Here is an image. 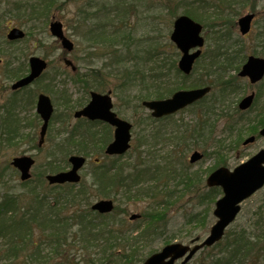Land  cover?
<instances>
[{"label":"trees","instance_id":"16d2710c","mask_svg":"<svg viewBox=\"0 0 264 264\" xmlns=\"http://www.w3.org/2000/svg\"><path fill=\"white\" fill-rule=\"evenodd\" d=\"M54 1L55 0H50V3ZM90 1L93 2L94 0ZM138 1L139 0H103L100 2L101 4L96 3L94 5L88 3L87 7H93V11H90L92 17L84 15L83 18L92 22L96 18L95 15L97 16L96 11L104 9L109 10L111 8H113L111 10L119 13L118 16L123 17L126 12L130 10V7L134 9ZM85 11H87V9H85ZM191 14L196 16L194 11ZM196 17L202 19L199 16ZM96 25L98 26V24ZM124 32L125 30H121V27L112 31V34L117 35L118 38L117 36L113 37V35H110L111 33L107 34L105 30L98 31L96 28L93 35V40L102 42L106 47H108L107 43H109L111 49L114 51H116V49L113 48L115 45L113 39L115 40L117 37L122 47L124 46L126 48V55L130 54L129 61L134 62L132 68L123 67L117 70L116 75H119L121 86L119 83L115 88H129L134 84H138L147 91V95L155 97L167 96L176 88H179L181 82L171 80V76L169 75L171 66L175 74H178V70L175 67V60L171 59V61L167 63L165 55H162L161 60H156L158 54L162 52L161 50L159 51V47L157 46L160 44L148 43L143 47L136 46L130 52L128 51L130 49V41H128V39L131 35L129 33L124 34ZM161 46L163 47V45H160V47ZM217 47V53L214 52L212 56L216 57L214 58L215 61L221 62L219 60L220 58L228 60L231 54L227 53L226 47L222 45ZM121 55L122 57L120 55L115 56L113 65L118 67V65L122 63V59L126 55ZM152 56L154 61L153 65L147 66V60H150ZM19 73V71L14 72L12 77L17 76ZM74 75L76 80H82V74L75 72ZM93 77V81H97V84L93 87L103 84L101 78L98 79L95 75H93ZM184 78H187V76ZM93 81L89 82L83 80L82 82L85 87H91ZM206 82L209 83V81ZM185 84L186 80L184 79L183 85ZM219 87L236 88L238 85L229 81L222 83L219 81ZM258 116L261 117L258 124L262 126L264 124V111H261ZM253 129H256V125ZM87 130H89V128ZM150 169L151 165L147 162H145L144 165L138 162L137 165L134 166V170L131 169V172H127L126 174H124L122 166H117L115 168L113 176L108 175V170L105 166H102L99 171L95 172L98 177V196L110 195L108 190L114 187L121 189L129 199L144 197L149 195L151 191L163 192L162 197L154 204L148 205L145 211L141 213L142 217L132 224L128 221L124 223L123 220L120 219L117 221L114 219L111 220L113 216L95 213L90 210L88 206H83L81 209L76 210L78 218L80 219L79 225L76 226V230L78 231L77 234L82 237L80 249H82L83 253L81 255L79 254V259L75 262L66 259V262H58L57 264H81L82 262L83 264H138L153 250L157 241L167 243L175 238V233L172 232L173 234H171V230L169 229L173 217L170 219L167 217V210L169 205L181 199L183 194L189 191L187 189L188 183L192 184L194 192L199 198V203H201V201L212 203L214 197L218 193L216 188L205 189L203 192L199 191L198 185L200 183V177L198 171H183L180 173L185 180L186 188H181L182 190H180L178 194L174 193L175 187L172 191H169V189L164 188L158 190V188L152 187L151 185L147 187L140 185L132 191L131 185L142 184L145 179L147 180ZM173 172L175 171L172 170L171 173ZM126 180H129L132 184H126ZM78 189L80 192H84L85 184L81 183ZM173 196L176 197L173 198ZM151 197H154V195ZM55 200L63 203V201L58 200V198H55ZM44 201L45 199L34 191H30L28 198L22 197L14 191H8L3 194L0 199V238H6L8 247L0 250V252H4L5 255L10 254L13 258L0 257V264H7L6 262H11L17 257L15 252H17L18 247L16 245H10L11 241L14 240L13 234H15L17 230H28L32 228L33 221L39 224V221L36 220L40 212L38 206L43 204ZM206 202H204L203 206L201 205L200 209H194L186 214L187 217H185V220L187 221H185V224L192 223L200 224L204 227L206 226L208 223ZM86 203H88V200H86ZM52 206L54 207V205ZM260 212V218L263 219L264 208L258 211V213ZM35 215L36 217L34 219ZM262 228L263 227H260V231ZM17 239L19 240L18 237ZM57 249L58 248H55L56 252ZM90 249H92L93 252L90 253ZM187 264H264V229L263 232L261 231L260 235L252 234L250 231L247 232L244 229L229 230L225 233L222 240L211 247L203 248L197 259Z\"/></svg>","mask_w":264,"mask_h":264},{"label":"rangeland","instance_id":"374dc122","mask_svg":"<svg viewBox=\"0 0 264 264\" xmlns=\"http://www.w3.org/2000/svg\"><path fill=\"white\" fill-rule=\"evenodd\" d=\"M11 1V0H10ZM85 2V0H64L63 3H61V8H55L48 12L49 17L46 18H39L36 21V29L34 28V22H28L24 19V17L20 16L17 17L15 14H8L7 22L10 25L13 23V25H18L22 27L27 33L28 28L27 25L32 28V32L29 35H26L27 37L20 42H16L13 45H10L8 48L6 45H2V48H6L5 57H3V63L0 65V72L3 70V65L6 63L7 59L12 62V65H16L19 63H25L28 57L32 54L41 55L46 57V59L49 61L47 74H45L41 80L40 83L43 84V80H48L49 74L52 75L55 73V77L57 80H65L67 78V75H69V72L71 71L70 68L66 67L64 63L62 62L63 57H68L72 59L75 63L77 62L80 64L81 70H89L92 65H90V62L87 61V59L83 58V52L81 48L86 44L81 41L80 37L78 36V33H76V30L74 29V26L76 25L75 20V12L77 7L82 3ZM139 8L145 10V12L142 15L141 20L139 21L138 18L130 16L128 19V28L135 29L138 33L137 36L139 38L135 40L137 43L144 44L150 40V38H156L158 40H161L165 35L168 37L169 34V23L171 21L170 18V11L172 8L175 7L177 0H139ZM5 6V4H4ZM9 7H11V4H9ZM6 7V8H9ZM180 7L177 9L179 11ZM255 11L257 13L256 19L253 21V26L251 32L245 36L244 38H239L235 35H233L230 38V41L233 43H241L240 48L243 46H255L257 47V44L254 42L255 40V34L259 30V26L264 25L262 21H258L259 17H264V0H246L245 8L241 9V13H244L245 11ZM52 14H56L58 18L63 22L64 30L67 36L70 37V39L74 42L76 45H78L74 48L73 51L70 53H66L65 50L62 48L60 42L53 37L48 29L49 21L52 19L50 18ZM239 14V15H240ZM238 15V16H239ZM237 16V17H238ZM258 17V18H257ZM19 20V21H17ZM25 24V25H24ZM12 25V24H11ZM169 27V28H168ZM209 42L211 43L212 39V33L209 35ZM147 37H150L149 39ZM208 47V42H206V48ZM12 52V53H11ZM134 62H130V64H133ZM150 65H153V58L148 61ZM204 63V60L201 62V64ZM232 73H229V75ZM2 78V77H1ZM210 78H213V75L210 76ZM112 83L115 84L116 78L115 76H111ZM246 82V81H245ZM9 84V79L2 78V81H0V88H2V92L5 91V88H7ZM247 86V85H246ZM260 88H263L260 90L259 99H258V106L262 107L264 106V84L260 86ZM37 89V85H34L31 88V91H34ZM56 90H64V92L70 95V99L72 101L78 100L82 98L83 92L80 91L79 87L77 85L68 84L65 86H58V88H55ZM251 89L255 90V87L247 86V88L240 89L239 93L234 94H226L224 97L228 99L227 103V110L226 114H233L235 116L238 115V112L235 108L236 102L245 94H247ZM257 89V88H256ZM130 93H126V98H115V109L117 112L127 119L128 121L132 122L133 128H132V144L133 148L125 154L121 160L123 162H129L132 163L135 160V157L137 156V152L140 151V149L137 147L139 144V127H140V119L141 117L147 112L142 107H138L136 104L137 101L135 100L134 96L138 94V88H132ZM54 100H57L55 103V109L54 112L56 113V120L51 123V131L46 137V142L44 144V147L42 150L35 153L36 163L32 168L33 176L34 174L39 171L38 167L41 164H44L47 161L48 153L50 152L51 146H52V133L57 130V128L60 126L59 120L63 121V126L66 121L69 122L71 125L73 121H70L68 119V114L70 112V109L65 107V105L62 104V100L60 99L59 95L56 93H53ZM3 97H5V94H2ZM211 96L207 97V100H209ZM71 106V105H70ZM34 106L28 105L26 107V112L23 114L24 116V122H23V133L25 136L29 137L31 139H37L38 137V129H39V122L37 119H35L33 110ZM29 109H30V115H29ZM197 111V112H196ZM196 112V113H195ZM201 108L199 105H196L195 107L191 109H185L180 110L173 114L169 120H166L165 123L169 121V124H178L176 127L177 134L179 130L185 129L186 126L193 125L194 122L200 117L201 115ZM252 115L247 116V125L244 127L246 128L241 133H236V131H232L229 136L224 141L225 147L227 145H230L231 147L229 149H224L220 152V155L216 154V152H206V156L204 158L193 164L190 165L191 168H203L204 170H207V172H210L214 167H217L219 165H225L229 168H233L240 162L246 160L251 154H253L256 150L259 148H264V137H260L256 139L254 142L242 145V140L244 137L249 135L248 130L250 131L251 124L250 120L254 119L255 116V109L253 112H251ZM219 115H214L213 118H210L207 121V124H211L212 120H215V129L216 133H220L222 126L225 123V120L227 118L223 117L221 118ZM209 118V117H208ZM68 126L67 128H69ZM199 138V137H198ZM197 138V139H198ZM197 139L194 140L197 141ZM210 142H206V144H199L197 146L190 145L189 147H185L184 144H180L179 146H176V144L173 143V141L168 140L167 144L160 143L157 144L155 147H150V151L155 153L156 158H161V164L162 165H172L175 167L174 164L178 163V159L176 158L179 156H184L185 162L183 164H188V155L191 153L193 149H199L203 150L204 147L207 148V150H213L211 145H209ZM205 145V146H204ZM29 146V142H22L20 145H14V146H4L2 150L0 151L2 154L1 158V166L3 164H8L9 158L14 155L20 153L21 149H24ZM142 150V148H141ZM184 150V151H183ZM176 154H172V152ZM182 152V153H181ZM218 156V158H217ZM150 157V156H149ZM187 161V162H186ZM174 162V164H173ZM220 163V164H219ZM90 167L87 164L86 167L82 170V175L84 173H88ZM9 173H7L6 176L5 172L0 173V177L3 175V177L6 176L7 180V187L13 186L17 182L16 179H18V174H14L13 171L9 170ZM15 179V180H14ZM88 181L90 180L89 176H86L85 178ZM41 184V182L39 183ZM42 187L45 191H48V189L45 187V183H42ZM1 191L4 190V188L0 189ZM37 190V188H36ZM264 191V187L255 192L250 198L246 199L242 203L241 211L239 212L237 218L235 221L230 225L229 229H235L239 228L240 226L244 225L245 228L247 227L248 230L252 229V223L249 220V216L251 215V212L254 210V208L259 204L261 201V194ZM194 195L190 193L189 195H185L182 200L178 203H176L172 210L170 211V215L174 217L175 226H171V230L175 231L180 237H177L175 240L182 241L184 243H189L190 237L187 235V231L194 228V226L198 224H191L187 225V227H183L181 231H179V226L183 222V217L181 216L182 213L188 212L191 208H193L194 204ZM122 205L124 204V201L120 202ZM143 206V203H135V204H128L126 208L128 210H138ZM124 207V206H123ZM210 209L212 210V205L210 206ZM249 220V221H248ZM214 222V219L211 223L207 225L206 230L205 229H196V231L192 232V236L200 235V239L205 237L208 233L210 225ZM252 222H255L256 225L259 222V220L256 218L252 219ZM249 225V226H248ZM254 226V228L258 231V227ZM177 228V229H176ZM185 230V231H184ZM162 246L161 242H157L154 247L155 249L160 248ZM200 255V253L196 254L195 257L190 261V263L194 262L197 257Z\"/></svg>","mask_w":264,"mask_h":264},{"label":"water","instance_id":"95a60500","mask_svg":"<svg viewBox=\"0 0 264 264\" xmlns=\"http://www.w3.org/2000/svg\"><path fill=\"white\" fill-rule=\"evenodd\" d=\"M251 17L252 15L248 14L240 18L239 23L242 32L248 30ZM50 29L53 35L62 39V44L67 49L72 48V43L63 36L62 24L60 21L51 22ZM199 31L200 25L185 16H181L175 21L172 39L177 42L178 46L184 52L179 61V67L186 73L190 70L192 61L199 52L196 51L193 54H188V48L192 45L202 43V39L198 36ZM22 35V31L16 28L10 30L8 34L10 38H16ZM45 66L46 62L44 60L35 56L31 57L30 73L17 80L12 87L16 88L28 84L40 74ZM263 72L264 60L249 57V60L244 64L240 74H247L252 81H255L261 77ZM208 89L209 87L207 86L192 90H180L175 92L172 97L165 100H151L144 102V104L153 109V115H161L173 112L179 107L194 101L201 97ZM251 98L252 95L245 97L241 101L240 106L246 107L249 105ZM111 107V98L108 94L91 92V100L89 103L80 111H77L75 115H83L92 120L101 119L114 125V138L107 145L106 152L109 154H121L129 147L131 125L127 121L118 118L116 114L111 111ZM37 110L44 120L41 130V134H43L52 111V105L47 96L43 94L39 95ZM259 133L264 135V127ZM252 139L253 137L246 139L245 143ZM199 157L200 154L194 152L190 159L191 161H194ZM84 160L85 159L81 156H70L69 161L72 163V168L68 171L48 175V180L50 182L79 180L77 170L82 166ZM12 163L19 168L21 179H26L30 176L29 169L33 163L32 158L26 156L17 157L13 159ZM207 184L221 185L224 191L223 197L216 201L213 213L218 217V220L212 225L209 235L201 243L195 244L192 247L181 242L169 243L160 251L147 257L141 264H174L175 260L181 258L187 253L182 260V263H185L199 248L205 245H212L215 241L221 238L225 227L235 218L239 211V203L264 184V150H260L250 159L239 164L233 171H230L226 167H219L208 176ZM92 207L100 212L109 211L112 208V201L102 199L94 203ZM131 217H136V214L131 215Z\"/></svg>","mask_w":264,"mask_h":264},{"label":"flooded vegetation","instance_id":"af4514ba","mask_svg":"<svg viewBox=\"0 0 264 264\" xmlns=\"http://www.w3.org/2000/svg\"><path fill=\"white\" fill-rule=\"evenodd\" d=\"M3 62L0 61V65L2 64ZM0 81H1V76H0ZM27 90L28 88H20V89H17V90H14V93H16V95L19 97V96H22V95H27ZM1 91H2V88H0V96H1ZM13 92V91H12Z\"/></svg>","mask_w":264,"mask_h":264}]
</instances>
